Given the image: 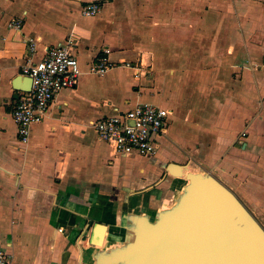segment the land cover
I'll use <instances>...</instances> for the list:
<instances>
[{
	"label": "crops",
	"instance_id": "obj_1",
	"mask_svg": "<svg viewBox=\"0 0 264 264\" xmlns=\"http://www.w3.org/2000/svg\"><path fill=\"white\" fill-rule=\"evenodd\" d=\"M91 1L101 11L85 16ZM69 40L79 84L24 143L13 82ZM106 46L117 65L90 72ZM0 69V247L13 264H79L95 204L143 189L172 161L203 165L264 225V0H0ZM138 103L170 109L154 156L124 155L96 130Z\"/></svg>",
	"mask_w": 264,
	"mask_h": 264
},
{
	"label": "water",
	"instance_id": "obj_2",
	"mask_svg": "<svg viewBox=\"0 0 264 264\" xmlns=\"http://www.w3.org/2000/svg\"><path fill=\"white\" fill-rule=\"evenodd\" d=\"M13 84L27 91L32 78ZM95 205L79 264H264V225L196 161L169 162L143 189Z\"/></svg>",
	"mask_w": 264,
	"mask_h": 264
},
{
	"label": "built area",
	"instance_id": "obj_3",
	"mask_svg": "<svg viewBox=\"0 0 264 264\" xmlns=\"http://www.w3.org/2000/svg\"><path fill=\"white\" fill-rule=\"evenodd\" d=\"M102 8L99 1L84 5L81 13L95 16ZM22 18H14L11 26L21 28ZM29 49L35 52L37 42L27 39ZM76 42L62 41L47 48L43 58L28 59L23 74L32 78L30 90L22 91L12 111L18 134L24 143L30 138L31 126L42 121L57 95L65 88L79 84L82 74L80 60L75 52ZM111 48L104 47L90 67V72L103 74L117 63L110 57ZM1 73V69H0ZM170 109L153 103H138L135 106L106 115L95 123L101 139L115 145L117 151L126 155L135 151L143 156H154L160 148V137L166 132ZM0 264H13L10 256L0 247Z\"/></svg>",
	"mask_w": 264,
	"mask_h": 264
},
{
	"label": "rangeland",
	"instance_id": "obj_4",
	"mask_svg": "<svg viewBox=\"0 0 264 264\" xmlns=\"http://www.w3.org/2000/svg\"><path fill=\"white\" fill-rule=\"evenodd\" d=\"M161 147H163V145L160 144Z\"/></svg>",
	"mask_w": 264,
	"mask_h": 264
}]
</instances>
